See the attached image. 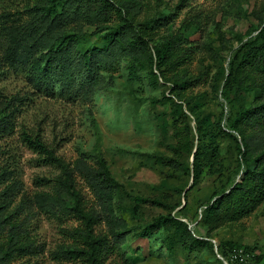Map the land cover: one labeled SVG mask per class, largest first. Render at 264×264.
<instances>
[{"label":"rangeland","instance_id":"obj_1","mask_svg":"<svg viewBox=\"0 0 264 264\" xmlns=\"http://www.w3.org/2000/svg\"><path fill=\"white\" fill-rule=\"evenodd\" d=\"M29 3L0 0V18L17 14L27 21ZM154 13V34L144 42L148 54L155 56L154 46L178 41L190 50L180 67L185 71L164 67L163 78L155 81L149 61L131 73L129 60L120 57L116 69L102 70L99 84L86 93L79 76L72 85L52 78L50 93L36 90L23 72L9 70L4 59L9 38L0 27V94L23 99L12 131L0 137V264H82L64 254L78 245L72 232L79 223L37 200L51 188L40 179L54 180L62 170L22 142L23 130L39 133L71 165L82 160L98 167L100 157L107 161L122 185L108 191V201L102 203L90 183L78 178L88 208L101 217L97 232L110 239L127 232L107 264H255L264 248V200L241 219L214 229L212 237L203 214L215 195L228 192L248 169L242 138L229 130L240 105L229 77L245 46L262 42L264 0H164ZM86 32L82 46L92 47L97 36L91 35L93 28ZM154 62L158 73L156 57ZM260 81L256 75L255 83ZM185 126L191 152L178 147L176 131L187 132ZM258 130L245 128L246 134ZM199 146L207 147L210 162L195 182ZM168 215L187 223L198 243L186 245L163 224L144 233ZM12 235L31 250L13 252Z\"/></svg>","mask_w":264,"mask_h":264},{"label":"trees","instance_id":"obj_2","mask_svg":"<svg viewBox=\"0 0 264 264\" xmlns=\"http://www.w3.org/2000/svg\"><path fill=\"white\" fill-rule=\"evenodd\" d=\"M163 3L164 0H30L26 9L27 21L17 14H11L13 17L5 14L0 18V27L9 38L4 56L7 67L23 72L36 90L50 93L52 78L72 85L73 78L78 76L82 77L80 89L86 93L99 84L102 70L116 69L120 57L129 60L131 73L137 65L149 61L155 81L163 78L164 67L172 68L175 73L184 72L180 67L190 58V50L179 46L178 41L172 45L165 42L154 46L155 56L148 54L145 47V40L154 34V9ZM86 28H93L91 35L97 36L98 42L92 47L82 46V39L88 35ZM183 39L181 36L179 40ZM154 57L157 58L158 73L154 70ZM256 75L261 77L259 83H255ZM229 78L230 84L237 88L240 104L228 122L229 130L242 138L245 150H241V154L248 169L240 182L232 181L229 191L216 194L218 198L205 209L203 218L210 228L208 237H212V231L221 225L254 211L264 200V36L261 43L245 46L242 56L232 64ZM22 101L19 96L7 99L0 94V137L12 131V117L21 108ZM248 126H257L259 130L246 134ZM185 128L187 132L177 128L178 147L191 152L194 144L189 127ZM230 135L235 138L232 133ZM21 140L40 156V160L62 170L54 180L40 179L44 184L50 183L51 188L49 192L38 194L37 200L50 212L59 211L79 223L72 232L78 245L64 251L66 257L82 264H107L110 254L122 243L127 232L113 234V239L98 233L101 217L88 208V202L78 188V178L86 179L100 201H108V191L122 185L112 176L107 161L100 157L98 167L82 160L71 165L39 133L23 130ZM207 151L206 146H199L194 154L195 182L203 171L204 162H210ZM135 201L147 202L142 198ZM162 224L173 227L186 245L198 243L189 225L172 215L160 216L144 233H153ZM15 238L12 235L9 240L13 252L31 250ZM259 252L255 264H264V248Z\"/></svg>","mask_w":264,"mask_h":264}]
</instances>
